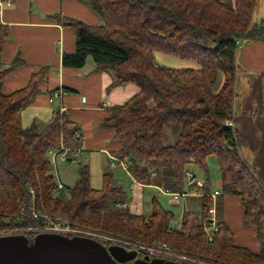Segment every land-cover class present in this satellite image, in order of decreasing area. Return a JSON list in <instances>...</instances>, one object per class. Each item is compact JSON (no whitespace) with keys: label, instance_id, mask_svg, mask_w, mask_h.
<instances>
[{"label":"trees","instance_id":"trees-1","mask_svg":"<svg viewBox=\"0 0 264 264\" xmlns=\"http://www.w3.org/2000/svg\"><path fill=\"white\" fill-rule=\"evenodd\" d=\"M81 1L104 23L91 25L61 13L50 16L76 35L75 49L63 53L62 66L82 69L92 61L96 71L114 77L108 90L127 84L139 88L125 104L111 107L102 121V127L114 132L111 153L130 160V174L145 188L173 192L186 189L192 165L207 170V157L216 154L221 174L220 231L210 245L202 222L212 200L200 195L211 192L209 178L202 188L188 186L191 195L184 201L193 206L183 213L179 229L172 224L174 213L156 196L149 215L132 213V196L114 183L110 173L104 174L102 190L93 189L86 165L80 167L73 188L65 185L71 198H63L55 176L48 173L52 163L47 155L60 147L62 134L67 146H83L82 136L76 135L80 128L68 110L63 114L57 110L49 124L22 126V113L41 92L39 83L49 67L33 74L26 87L3 93L8 74L24 63L17 59L3 67L8 32L1 26L0 227L38 226L49 216L118 240L168 243L176 252L214 264H264V182L241 155L239 130L226 125L238 113L236 42H264V20H253L258 0ZM157 52L198 67L159 66L154 62ZM172 138L174 142L167 143ZM228 198L239 200L242 223L254 229L258 252L235 243L226 220ZM26 236L32 242L37 235Z\"/></svg>","mask_w":264,"mask_h":264},{"label":"crops","instance_id":"crops-1","mask_svg":"<svg viewBox=\"0 0 264 264\" xmlns=\"http://www.w3.org/2000/svg\"><path fill=\"white\" fill-rule=\"evenodd\" d=\"M57 13L87 24H100V18L81 0H12V6L4 7L0 14V26L3 30L7 28L8 34L2 51L3 67L8 68L17 59L22 60L24 65L8 74L2 85V92L9 94L26 87L33 74L49 67L44 74L45 80L39 83L41 92L22 113V126L26 128L34 123L49 124L56 111L63 107L68 110L69 118L80 128L83 151L106 150L105 146L113 138L114 132L111 128L102 127V121L111 107L125 104L139 92V88L135 84H127L108 90L114 81L111 73L96 71L94 65L88 69H85L88 65L82 69L63 67L62 55L74 51L76 35L73 29L57 24L50 17ZM239 62L247 75L264 76V42L246 43L240 51ZM159 63L164 64L163 58L159 59ZM58 90L64 91L63 99L50 102L53 94L50 92ZM83 98H86V103H83ZM249 109L251 111L246 108L247 113L254 110ZM260 111L261 108L256 110ZM127 161L130 163L129 159ZM133 181L130 208L132 206V213L141 215L145 187L134 178ZM192 206L184 201V212ZM135 207L136 211L133 210ZM233 208L235 213H232ZM240 210L242 220L243 210ZM237 214L236 205L228 202L226 220L233 230L235 243L257 252L255 248L259 244H256L254 229L242 226V229L247 230H241L239 236L234 229L232 222ZM244 235L249 237V241ZM251 235H254L255 240L250 238Z\"/></svg>","mask_w":264,"mask_h":264},{"label":"rangeland","instance_id":"rangeland-1","mask_svg":"<svg viewBox=\"0 0 264 264\" xmlns=\"http://www.w3.org/2000/svg\"><path fill=\"white\" fill-rule=\"evenodd\" d=\"M257 8L258 10L255 11L253 20L256 21L257 23H261L264 20V0H258ZM103 23L104 22L100 19V24L98 25H102ZM244 45H246V43ZM239 55L240 52L238 53L237 56L239 86L237 87L238 96L236 99L237 102L236 111L238 113L235 115L234 120H228L226 122V125L231 124L229 126H233L234 128H237L239 130L240 140L242 142L240 148L241 155L251 165L254 166L258 177L260 178L261 181L264 182V76L254 75V74L247 75L245 69L240 65ZM160 58H163L164 64L159 63ZM154 62L159 66H164L173 69H180L185 67H198V65L194 62H188L174 56L165 55L160 52L155 53ZM87 65L88 66L85 69H88L90 66H93L92 61H88ZM247 107L252 108L254 110L251 113H247L246 111ZM258 108H261L260 112H256ZM170 131L171 128H168L167 132L169 133ZM173 142L174 140L172 138V140L168 141L167 143H173ZM105 147L106 150H100V149L84 150L79 157L81 159L80 163L77 162L69 165L67 163L59 162L58 176L55 177V182H58V180H60L64 185L73 188L76 185L77 180L79 178L80 167L86 165L88 166L90 171V183L93 189L102 190L104 188V174L110 173L113 176L114 183L122 187V189L128 194V196L129 197L132 196L133 198L134 181L131 174H129V172L123 167L121 163L116 162L117 168H114L111 165L110 156H111L112 139H110V141L108 142V144H106ZM206 161H207V170H205L204 168L198 165H192L189 171L193 172L196 175L198 181H201L203 183L209 178L210 179L209 190L212 193L216 190L221 191V174L219 170L217 155L216 154L210 155L209 157H207ZM125 163L128 164V162ZM144 191L145 193L142 196V203H143L142 213L145 215L150 214L152 209L151 200L153 196H156L166 209L171 210L174 213L172 224L173 227L179 229L181 226L182 216L184 213V208H183L184 200L180 199V201L178 202H173L172 198L170 196L163 195L159 188L149 187V188H144ZM228 202L233 205H236L238 209V214L236 218H234L232 223L234 229L236 230L239 236L241 230H245V231L247 230V229H242L243 228L242 226L244 225L242 223V220L240 219V215H241L240 203L239 200L236 198H228L225 201V209H227ZM133 210L136 211L137 207H135V209ZM232 213H235L234 208L232 210ZM45 217H49V216H45ZM52 220L54 222L67 225L71 227V229L74 231L94 234L99 237L106 236L98 232L75 227L64 219H58V221L54 219ZM34 227L37 226L31 225L28 227L19 226L13 228L0 227V235H8L14 233L32 234L34 231L31 228ZM19 229H21L22 231L16 232ZM254 235H251L250 238L253 237V239L255 240ZM244 237H247L246 240L249 241L248 236L244 235ZM155 245H157V243H154L150 246H155ZM255 251L258 252L259 247L255 248ZM179 254L187 255L185 253H180V252ZM193 258H195V260H198L199 262H202L203 264H214L197 257H193Z\"/></svg>","mask_w":264,"mask_h":264},{"label":"built area","instance_id":"built-area-1","mask_svg":"<svg viewBox=\"0 0 264 264\" xmlns=\"http://www.w3.org/2000/svg\"><path fill=\"white\" fill-rule=\"evenodd\" d=\"M12 6V0H0V14L3 11L4 7H10ZM249 42L247 39H241L236 42L239 49H242L244 44ZM63 90H58L54 92L51 95L50 102H53L55 99H63L64 96ZM86 98H83V103H86ZM60 113L63 114L66 112V109L63 107H60L59 109ZM231 125V124H228ZM77 137H81V133L76 134ZM83 152L82 146L80 147H69L64 143V138L62 134V140L59 148H51L48 151V159H50V162L52 163V168L49 169L48 173L53 174L55 177L58 176V163L60 161L62 162H68L69 165L73 163H80L81 159L80 154ZM111 165L116 168L117 163H121L123 167L129 172V164H126L125 162H128L127 158L121 159L116 156L111 155L110 156ZM187 187L182 192H173L169 189H161V192L165 196H170L172 198L173 202H178L180 199L186 200V198L191 195L187 190L188 186L197 184L199 187H203V182L198 181L196 175L193 172L188 171L187 174ZM56 190L57 192L66 199L71 198V193L66 188V186L58 180L56 182ZM201 196H206L208 198H211L212 200V206L208 209L206 216L203 219V229L205 234L207 235L208 241L210 245H213L216 242L217 235L220 231L219 227V220H218V213H217V200L219 196L221 195V191L216 190L213 193L209 192H200ZM118 206H121V204H118ZM35 218L38 216L35 214ZM34 232L32 234H40V233H56V234H62L65 236H85V237H91L94 238L101 243H103L105 246H118L121 248H124L128 251H131L133 253H136L138 255V258H149L150 260H158L162 262H174L178 264H203L202 262H199L198 260H195V258L188 256V255H181L179 252H176L171 245L168 243L158 242L155 246H150L146 244L141 243H134L126 240H118L115 238H111L108 236H102L99 237L94 234L74 231L71 229V227L67 225H63L61 223L54 222L49 217H44V223L40 226L31 228ZM22 231L21 229L17 230L16 232ZM14 234H24V233H14ZM14 234H8V235H14ZM26 235V234H25ZM0 236H6V235H0ZM101 236V235H100ZM105 237V238H104ZM175 252V253H174ZM177 253V254H176Z\"/></svg>","mask_w":264,"mask_h":264},{"label":"water","instance_id":"water-1","mask_svg":"<svg viewBox=\"0 0 264 264\" xmlns=\"http://www.w3.org/2000/svg\"><path fill=\"white\" fill-rule=\"evenodd\" d=\"M178 264L138 258L118 246L106 247L83 236L40 233L32 242L25 234L0 236V264Z\"/></svg>","mask_w":264,"mask_h":264},{"label":"flooded vegetation","instance_id":"flooded-vegetation-1","mask_svg":"<svg viewBox=\"0 0 264 264\" xmlns=\"http://www.w3.org/2000/svg\"><path fill=\"white\" fill-rule=\"evenodd\" d=\"M131 262H126V264H130Z\"/></svg>","mask_w":264,"mask_h":264}]
</instances>
